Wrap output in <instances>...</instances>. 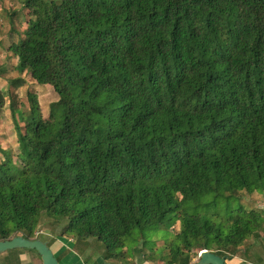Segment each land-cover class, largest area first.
Here are the masks:
<instances>
[{
	"label": "trees",
	"instance_id": "16d2710c",
	"mask_svg": "<svg viewBox=\"0 0 264 264\" xmlns=\"http://www.w3.org/2000/svg\"><path fill=\"white\" fill-rule=\"evenodd\" d=\"M19 1L5 51L58 99L45 118L27 91L22 112L23 80L7 82L19 148L0 160V240L39 238L44 219L106 260L140 242L144 261L191 264L264 239L263 212L239 202L264 194V0ZM147 230L165 233L159 247Z\"/></svg>",
	"mask_w": 264,
	"mask_h": 264
},
{
	"label": "rangeland",
	"instance_id": "374dc122",
	"mask_svg": "<svg viewBox=\"0 0 264 264\" xmlns=\"http://www.w3.org/2000/svg\"><path fill=\"white\" fill-rule=\"evenodd\" d=\"M23 11L24 10H22V5L19 0H0V93L2 96L0 104V160L2 159L3 151L7 153V158L13 162H18L16 153L19 147L16 142V136L14 133L12 114L9 110V98L7 97L8 80L17 77H20L23 80L22 83H18L17 87L14 90V95L16 96L13 99L14 107L19 109V111L25 112L27 110V91L34 94V98H36L39 108H41L42 115L45 118L48 117L50 104L58 99L57 94L51 87L47 86L46 84H36L34 81H32L28 73L25 71L18 72L15 69L16 59L5 51L6 46L10 42L15 41L24 29V21L25 19H27V15ZM14 116L16 117V113L14 114ZM241 194L242 196L239 202L242 206L247 209L254 208L261 210L264 214V194L255 192L245 193L244 191L241 192ZM64 223L65 222H61L60 226L58 227L51 220L44 221L43 219L41 220V224H39L35 230L41 231L37 234L40 235L39 238H41L45 242H50L49 240L52 237L56 236V234H58L60 227L63 226ZM169 229L171 232L177 231L178 224L174 222ZM146 234L149 240H156L152 244L153 246L159 247V245L163 243V238H160L161 236L165 235L163 231H160L157 234H153L147 230ZM62 238L65 239V237L63 236ZM90 240L91 241L88 242L87 245L88 247L86 246V248H88L86 251L88 253L94 254V257L104 255L105 249L103 245L95 239ZM139 244L140 242L130 244L125 250L126 256L124 259L112 261L115 264H128V262L130 264H155L158 258L157 250H155V256H153L154 262L147 260L144 261L143 256H147L148 251L146 248L142 249L143 255H140V246H138ZM70 245H72V247H75L74 250H77V246L74 245V241L71 242ZM50 248L53 250L52 245ZM24 256L25 258H27L28 264H40L39 257L34 252H25V255H22V257L24 258ZM196 257L197 255H194L191 262H194L196 260ZM88 264H90L89 260Z\"/></svg>",
	"mask_w": 264,
	"mask_h": 264
},
{
	"label": "crops",
	"instance_id": "0c3cea01",
	"mask_svg": "<svg viewBox=\"0 0 264 264\" xmlns=\"http://www.w3.org/2000/svg\"><path fill=\"white\" fill-rule=\"evenodd\" d=\"M62 236L65 237V239L62 238ZM62 236L58 237L56 235L54 240L55 242L52 243L53 250L51 249L54 255L59 258V264H88V260L90 261V264H115L111 260L104 259L103 255L94 257V254L88 253L86 251L88 249L86 248V242L78 243V241L75 240L72 236ZM261 236L264 237V234ZM73 241L74 245L77 246V250H74L75 247H72V245H70ZM22 255H25V252L19 255L21 264H28L27 258H25V256L23 258ZM225 263L264 264V239L256 241V243L249 248L248 254H236L230 259L225 260ZM128 264L130 263L128 262Z\"/></svg>",
	"mask_w": 264,
	"mask_h": 264
},
{
	"label": "water",
	"instance_id": "95a60500",
	"mask_svg": "<svg viewBox=\"0 0 264 264\" xmlns=\"http://www.w3.org/2000/svg\"><path fill=\"white\" fill-rule=\"evenodd\" d=\"M30 249L37 253L40 264H59L47 242L38 237L25 238L22 235H13L7 239L0 240V253L14 249ZM191 264H226L225 257H221L212 251L200 249L196 260Z\"/></svg>",
	"mask_w": 264,
	"mask_h": 264
},
{
	"label": "built area",
	"instance_id": "2783aa9c",
	"mask_svg": "<svg viewBox=\"0 0 264 264\" xmlns=\"http://www.w3.org/2000/svg\"><path fill=\"white\" fill-rule=\"evenodd\" d=\"M41 231L40 230H35L34 231V235H37L38 233H40Z\"/></svg>",
	"mask_w": 264,
	"mask_h": 264
}]
</instances>
